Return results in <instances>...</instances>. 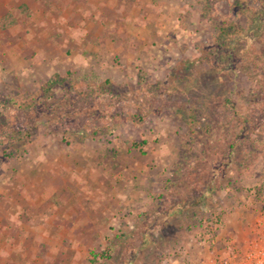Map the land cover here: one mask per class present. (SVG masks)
Listing matches in <instances>:
<instances>
[{"label":"rangeland","instance_id":"obj_1","mask_svg":"<svg viewBox=\"0 0 264 264\" xmlns=\"http://www.w3.org/2000/svg\"><path fill=\"white\" fill-rule=\"evenodd\" d=\"M262 222L264 0H0V264L227 259Z\"/></svg>","mask_w":264,"mask_h":264},{"label":"built area","instance_id":"obj_2","mask_svg":"<svg viewBox=\"0 0 264 264\" xmlns=\"http://www.w3.org/2000/svg\"><path fill=\"white\" fill-rule=\"evenodd\" d=\"M218 225H220L218 223ZM167 264H190L183 256H176L167 260ZM191 264H264V234L252 240L242 252H233L232 257L222 259L217 256H209L202 263Z\"/></svg>","mask_w":264,"mask_h":264},{"label":"crops","instance_id":"obj_3","mask_svg":"<svg viewBox=\"0 0 264 264\" xmlns=\"http://www.w3.org/2000/svg\"><path fill=\"white\" fill-rule=\"evenodd\" d=\"M259 224H261V223H259ZM262 224H264V222H262ZM240 226L241 227H243V228H246V227H244V225H242V224H240ZM241 229V228H240ZM242 230V229H241ZM243 231V230H242ZM247 231V230H246ZM251 233V232H250ZM244 235V234H243ZM245 235H248L249 236V232H247V233H245ZM251 235V234H250ZM27 258L25 257V260H26ZM30 259L28 258L27 259V261H29ZM34 263V262H33Z\"/></svg>","mask_w":264,"mask_h":264},{"label":"trees","instance_id":"obj_4","mask_svg":"<svg viewBox=\"0 0 264 264\" xmlns=\"http://www.w3.org/2000/svg\"><path fill=\"white\" fill-rule=\"evenodd\" d=\"M217 220H218V221H221L220 218H217ZM220 224H221V223H220ZM208 234L211 235V236H213V235H212V234H213V231L208 230Z\"/></svg>","mask_w":264,"mask_h":264}]
</instances>
